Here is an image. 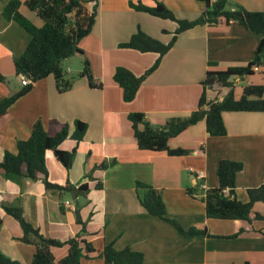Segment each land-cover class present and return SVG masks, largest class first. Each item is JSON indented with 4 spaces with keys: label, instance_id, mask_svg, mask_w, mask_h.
<instances>
[{
    "label": "crops",
    "instance_id": "crops-1",
    "mask_svg": "<svg viewBox=\"0 0 264 264\" xmlns=\"http://www.w3.org/2000/svg\"><path fill=\"white\" fill-rule=\"evenodd\" d=\"M10 1L0 0V75L4 78L0 80V102L24 88L14 59L23 55L31 39L18 23L4 18ZM20 1V12L42 27L44 21L37 12L24 4L26 0ZM132 2L149 7L163 3L179 21H196L206 9L200 0H97L92 32L79 44L83 57L75 54L64 62L69 79L88 70L97 86H91L88 76H79L70 90L60 92L51 75L33 84L0 118V163L6 152H17L18 142L30 137L36 122L67 124L70 136L61 149L76 150L73 166L67 172L48 151L49 181L61 186L69 183L76 189L86 184L88 189L61 196L47 189L42 180L15 182L0 170V253L21 264H33L36 247L22 241L23 227L3 207L19 205L29 225L42 236L63 243L52 248L57 262L68 256V241L80 237L93 247L87 252L82 243L87 257L84 264H103V251L110 244L117 251L143 254V264H264V221L209 218L200 194L219 187L222 160L243 164L235 181L240 201L248 202V190L264 186V111L223 112L227 134L222 137L210 136L205 120L191 126L169 141L171 149L192 151L180 157L140 150L129 120L132 113H144L152 124L163 127L173 118L190 116L198 110L207 73L247 66L255 59L262 36L225 19L214 26L187 30L145 80L136 99L126 103L114 79L116 69L124 67L141 76L159 55L120 45L139 31L168 44L178 28L175 21L133 9ZM95 3L86 7L93 10ZM238 7L264 12V0H228L227 10ZM233 81L232 88L209 89L208 100L222 101L231 90L240 100L245 87L264 84V53L254 75ZM242 82L247 84L239 86ZM77 121L88 126L81 142L71 138ZM111 161L115 163L109 168H100ZM137 182L156 190L168 217L185 231L195 228L206 233L189 238L150 215L140 202ZM253 211L264 216V202H256Z\"/></svg>",
    "mask_w": 264,
    "mask_h": 264
},
{
    "label": "trees",
    "instance_id": "trees-1",
    "mask_svg": "<svg viewBox=\"0 0 264 264\" xmlns=\"http://www.w3.org/2000/svg\"><path fill=\"white\" fill-rule=\"evenodd\" d=\"M205 2L206 9L196 21H179L175 14L166 5L156 2L154 7H149L141 2L131 3L137 11L149 13L155 17L175 21L178 28L170 43L150 37L142 31L134 35L129 42L120 45L121 48L137 50L141 53H156L159 59L143 75L136 76L124 67L116 69L114 79L123 92L126 103L133 102L145 80L159 67L162 58L172 49L178 36L183 32L199 25H217L225 19L228 23L238 22L246 29L260 34L262 39L257 47L255 59L245 67L229 68L225 71H209L202 82V95L198 110L186 118H173L164 127H159L147 120L144 113H132L129 120L132 123L138 147L143 151L166 153L169 156L180 157L192 153L185 149H171L169 141L180 135L191 126L205 120L210 136L222 137L227 134L222 114L226 111L263 112L264 111V84L250 85L244 88L243 96L236 100L231 90L222 101H209L208 90L215 86L232 88L234 79L254 75V67L261 65V54L264 53V12H251L238 7L236 10H227L228 0H200ZM96 2L94 9L89 10L86 4ZM20 0H11L4 8L3 16L7 21L18 23L30 35V42L20 57L14 59L15 70L18 76H26L31 83L28 86L0 102V118L8 113L9 108L22 96L32 90L33 84L44 81L53 75L60 92H66L73 87V80L66 78L63 64L77 53H82L79 44L88 37L93 29L97 16V0H26L25 5L37 12L44 21L42 27L36 26L21 12ZM80 76H88L91 86L96 87L88 70ZM0 80L4 78L0 75ZM76 130L71 136L76 142H81L87 132V125L80 121L75 123ZM142 127V128H141ZM69 126L56 120H50L45 126L42 121L35 123L32 133L27 140L19 141L17 152H6L0 163V170L4 176L15 182L23 179L31 181L42 180L45 187L50 190L69 193L71 190L86 191L88 186L82 185L76 189L69 183L66 186L53 184L49 181L47 168L48 151H52L56 159L70 172L75 152L61 149V145L69 138ZM115 161L104 162L100 168L107 169ZM243 170L240 162L222 160L218 166L219 187L202 190V201L206 205L209 218L220 220H244L249 223L264 221V216L253 211L256 202H264V186L248 190L249 201H240L235 194V181L237 175ZM101 185V183H100ZM228 190L229 194L225 191ZM137 192L143 207L147 212L158 217L179 230L181 234L192 238L204 235L205 231L195 228L185 231L175 220L167 215V209L162 197L156 190L146 184L137 182ZM194 195V192H190ZM8 215L20 222L24 230L22 241L36 247L33 264H84L86 257L80 237L71 239L67 245L70 247L67 257L60 262L55 260L52 248L64 246L56 240L42 236L39 231L29 225L23 216V209L19 205H4ZM2 221L0 218V225ZM86 244L87 252L93 251L89 243ZM103 264H143V254L129 249L117 251L113 245H108L103 251ZM0 264H21L13 261L0 253Z\"/></svg>",
    "mask_w": 264,
    "mask_h": 264
},
{
    "label": "built area",
    "instance_id": "built-area-1",
    "mask_svg": "<svg viewBox=\"0 0 264 264\" xmlns=\"http://www.w3.org/2000/svg\"><path fill=\"white\" fill-rule=\"evenodd\" d=\"M217 0H213V2H216ZM21 82L23 86H28L31 81L24 75L20 76ZM226 194H229L228 190L225 191Z\"/></svg>",
    "mask_w": 264,
    "mask_h": 264
},
{
    "label": "rangeland",
    "instance_id": "rangeland-1",
    "mask_svg": "<svg viewBox=\"0 0 264 264\" xmlns=\"http://www.w3.org/2000/svg\"><path fill=\"white\" fill-rule=\"evenodd\" d=\"M69 63V62H68ZM63 67L65 68V65L63 64ZM65 73H66V71H65ZM79 74H76V76H73V80H76V79H78L79 78ZM66 78H68L69 79V77H68V74L66 73ZM247 83L246 82H242L239 86H244V85H246ZM159 127H161V126H159ZM164 127V126H163Z\"/></svg>",
    "mask_w": 264,
    "mask_h": 264
},
{
    "label": "water",
    "instance_id": "water-1",
    "mask_svg": "<svg viewBox=\"0 0 264 264\" xmlns=\"http://www.w3.org/2000/svg\"><path fill=\"white\" fill-rule=\"evenodd\" d=\"M77 55H81V56L83 57V55H82V54H80V53H77ZM71 194L73 195V199L75 200V192H74V191H72V192H71Z\"/></svg>",
    "mask_w": 264,
    "mask_h": 264
}]
</instances>
